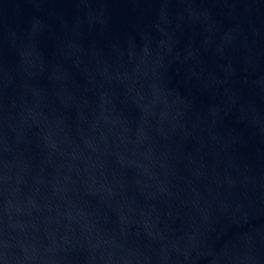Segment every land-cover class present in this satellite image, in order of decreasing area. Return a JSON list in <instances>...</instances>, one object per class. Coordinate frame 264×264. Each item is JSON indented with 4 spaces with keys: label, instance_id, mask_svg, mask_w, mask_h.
<instances>
[{
    "label": "water",
    "instance_id": "obj_1",
    "mask_svg": "<svg viewBox=\"0 0 264 264\" xmlns=\"http://www.w3.org/2000/svg\"><path fill=\"white\" fill-rule=\"evenodd\" d=\"M0 264H264V0H0Z\"/></svg>",
    "mask_w": 264,
    "mask_h": 264
}]
</instances>
